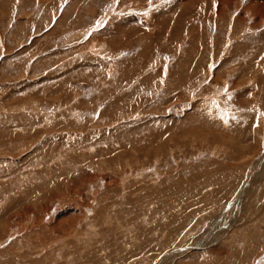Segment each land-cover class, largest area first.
<instances>
[{
	"label": "rangeland",
	"instance_id": "obj_1",
	"mask_svg": "<svg viewBox=\"0 0 264 264\" xmlns=\"http://www.w3.org/2000/svg\"><path fill=\"white\" fill-rule=\"evenodd\" d=\"M42 263L264 264V0H0V264Z\"/></svg>",
	"mask_w": 264,
	"mask_h": 264
},
{
	"label": "bare ground",
	"instance_id": "obj_2",
	"mask_svg": "<svg viewBox=\"0 0 264 264\" xmlns=\"http://www.w3.org/2000/svg\"><path fill=\"white\" fill-rule=\"evenodd\" d=\"M90 182V181H89ZM83 186V184H80V185H78V187L79 188H81ZM74 187V186H73ZM69 188H67V190H68ZM70 191H71V189H70ZM79 191L80 190H72V194L73 195H76L77 193H79ZM68 192H69V190H68ZM69 194V193H68ZM71 194V193H70ZM80 196H82V195H80ZM57 197V196H56ZM77 197V196H76ZM59 198V197H58ZM83 201V200H82ZM57 201H55V203H56ZM45 208H46V206H45ZM41 212V211H40ZM12 214V213H11ZM10 214V215H11ZM38 214V213H37ZM15 216H16V214H15ZM22 216V215H21ZM32 216H33V213H32ZM13 217V216H12ZM11 217V218H12ZM35 217V216H34ZM43 218V217H42ZM40 219V218H39ZM38 221V220H37ZM53 221V220H52ZM80 221V219H78V216H75V219L73 220V221H71V226L70 225H68V226H70V227H67L65 224H66V222H65V224H59V226L58 227H56V225H57V223H56V225H55V227L56 228H53L54 230H57L58 232H61L62 233V235H61V238L62 239H68V241L70 240V237H73V236H75V239H76V235L77 234H75V233H77L76 232V230L73 232V230H74V228H72V225L73 224H75V223H78ZM39 223V222H38ZM68 223V222H67ZM70 223V222H69ZM16 224V223H15ZM42 225V224H41ZM47 228V227H46ZM77 227L75 226V229H76ZM73 229V230H72ZM53 233V232H52ZM58 234V233H57ZM51 235V234H50ZM55 235V234H54ZM52 236V235H51ZM63 236H66V237H63ZM51 238V237H50ZM57 238H58V236H57ZM54 239V238H53ZM214 239V238H213ZM215 239H217V238H215ZM58 240V239H57ZM57 240H55V241H57ZM45 241V240H44ZM67 241V242H68ZM40 243V242H39ZM61 243H62V241H61ZM74 243V242H73ZM56 244V243H55ZM36 245H38V244H36ZM35 245V246H36ZM65 245V244H64ZM68 245H69V243H68ZM78 246V245H77ZM37 247V246H36ZM35 248V247H34ZM40 248V246L38 247V249ZM64 248V247H63ZM30 249V248H29ZM59 249V248H58ZM55 250V249H54ZM64 250H65V248H64ZM32 251H33V249H32ZM61 251V250H60ZM63 251V250H62ZM28 252V251H27ZM35 252H36V250H35ZM37 252H39V251H37ZM78 252V251H77ZM32 253V252H31ZM55 255V254H54ZM68 255V254H67ZM65 256V255H64ZM175 256H177V255H174V256H172V257H175ZM169 259H171V258H165L164 260H163V263H165V262H167V260H169ZM45 260V259H44ZM170 261V260H169ZM43 263H44V261H43ZM42 263V264H43ZM49 264V263H48Z\"/></svg>",
	"mask_w": 264,
	"mask_h": 264
}]
</instances>
